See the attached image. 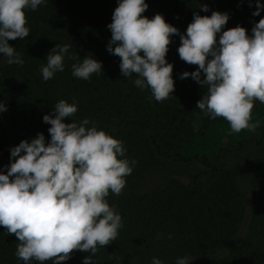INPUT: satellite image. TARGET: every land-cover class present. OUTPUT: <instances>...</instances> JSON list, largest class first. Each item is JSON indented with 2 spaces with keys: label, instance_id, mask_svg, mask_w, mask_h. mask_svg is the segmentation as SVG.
<instances>
[{
  "label": "trees",
  "instance_id": "16d2710c",
  "mask_svg": "<svg viewBox=\"0 0 264 264\" xmlns=\"http://www.w3.org/2000/svg\"><path fill=\"white\" fill-rule=\"evenodd\" d=\"M145 2L148 8L143 16L151 19L160 14L180 34L186 32L194 12L202 17H210L212 11L227 13L230 18L222 31L239 25L249 36L254 24L264 18V10L252 16L256 0ZM259 2L264 5V0ZM200 5H207L209 11H201ZM115 7L117 0H47L35 11L25 10L28 37L8 41L23 65H8L0 54V101L7 107L0 113V169L9 164L10 149L20 141L37 133H43L46 142L50 139V125L42 117L57 102L75 103L72 121L87 118L89 127L95 122L98 130L123 143L125 158L136 162L121 194L106 197L121 215L123 226L116 241L98 248L95 264H151L154 257L175 264L184 256L192 264H264V104L257 101L252 109L263 110L260 127L237 148L224 149L217 162L185 155L181 151L185 141L226 121L211 120L196 108L207 86L201 87L191 77L179 79L197 66L179 58L178 35L170 38L166 54L174 80L168 99L156 102L148 89L134 85L135 75H121L119 58L106 51L111 38L107 25ZM65 44L72 48L65 56L64 71L45 82L40 69L47 54L55 45ZM69 55L81 60L91 55L102 63V72L87 81L73 77L72 64L78 60ZM247 144L263 154L245 161ZM167 164L182 171H172ZM18 243L0 227V264H24L15 256ZM87 255L74 251L62 264H82Z\"/></svg>",
  "mask_w": 264,
  "mask_h": 264
},
{
  "label": "clouds",
  "instance_id": "9594fccd",
  "mask_svg": "<svg viewBox=\"0 0 264 264\" xmlns=\"http://www.w3.org/2000/svg\"><path fill=\"white\" fill-rule=\"evenodd\" d=\"M46 3L0 0V54L8 65L24 63L8 41L28 37L25 10L35 11ZM199 7L209 11L207 5ZM147 8L145 0H117L107 25L111 38L106 51L119 58L121 75H135L134 85L148 89L156 102L168 99L174 80L166 54L170 38L178 35L179 58L197 66L179 79L191 77L201 87L207 86L196 108L211 120L223 118L229 135L255 132L260 121L251 122L252 109L257 101L264 104V18L254 24L249 36L239 25L222 31L230 18L227 13L212 11L210 17H202L194 12L186 32L180 34L160 14L151 19L143 16ZM255 8L253 17L260 15L264 5L256 0ZM70 47L55 45L47 54L40 69L45 82L64 71ZM68 58L78 60L72 64V76L77 79L87 81L102 72V63L91 55L82 60L77 55ZM6 111L0 101V113ZM76 112L75 103L57 102L42 117L50 125V139L46 142L44 134L37 133L30 141H20L10 149L9 164L0 169V227L19 241L15 256L24 264H62L74 251L89 254L82 264H95L98 248L116 241L123 226L121 215L106 197L121 194L136 162L125 158L123 143L98 130L95 122L89 127L87 118L72 121ZM192 261L188 256L178 257L175 264ZM151 264L163 262L154 257Z\"/></svg>",
  "mask_w": 264,
  "mask_h": 264
},
{
  "label": "rangeland",
  "instance_id": "374dc122",
  "mask_svg": "<svg viewBox=\"0 0 264 264\" xmlns=\"http://www.w3.org/2000/svg\"><path fill=\"white\" fill-rule=\"evenodd\" d=\"M262 109L252 111V121H260ZM229 125L227 122L222 124H215L210 126L204 131H198L196 135L182 144V153L185 155L197 154L202 160L217 162L220 160L221 153L224 149L237 148L240 141L253 132L242 130L240 133H234L229 135ZM34 139V138H31ZM29 139L28 141H30ZM244 151H247L243 157L245 161L249 162L257 154H263V152L256 151L252 148V145H246ZM168 167H172V171L182 170L176 168L174 165L167 164ZM156 178V177H155Z\"/></svg>",
  "mask_w": 264,
  "mask_h": 264
}]
</instances>
